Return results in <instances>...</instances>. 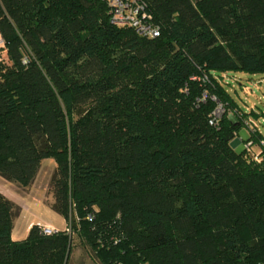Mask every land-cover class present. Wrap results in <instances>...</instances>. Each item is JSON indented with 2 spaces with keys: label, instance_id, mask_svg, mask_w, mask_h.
Instances as JSON below:
<instances>
[{
  "label": "trees",
  "instance_id": "obj_1",
  "mask_svg": "<svg viewBox=\"0 0 264 264\" xmlns=\"http://www.w3.org/2000/svg\"><path fill=\"white\" fill-rule=\"evenodd\" d=\"M140 1L157 34L106 0H0V176L28 185L51 156L69 227L12 238L0 191V264H68L73 232L101 264H264V155L244 145L264 135L234 146L248 111L223 77L264 72V0Z\"/></svg>",
  "mask_w": 264,
  "mask_h": 264
},
{
  "label": "rangeland",
  "instance_id": "obj_2",
  "mask_svg": "<svg viewBox=\"0 0 264 264\" xmlns=\"http://www.w3.org/2000/svg\"><path fill=\"white\" fill-rule=\"evenodd\" d=\"M0 58H6L0 37ZM225 84L242 109L248 111L246 117L249 124H243L238 133L232 138L237 149L242 147V138L250 133V128L256 125L264 135V72H250L246 70H226L223 72ZM224 109L219 103L216 107L217 115ZM241 111V110H239ZM229 116L236 118L235 110L229 109ZM55 162L51 156L40 159L34 178L28 185H22L13 179L0 177L3 183V194L17 204V213L13 216L10 236L23 237L33 222L49 223L56 228H63L66 224L64 215L56 211L50 204V176ZM70 258L68 264H101L88 245L79 240L73 232ZM77 243V244H76Z\"/></svg>",
  "mask_w": 264,
  "mask_h": 264
},
{
  "label": "built area",
  "instance_id": "obj_3",
  "mask_svg": "<svg viewBox=\"0 0 264 264\" xmlns=\"http://www.w3.org/2000/svg\"><path fill=\"white\" fill-rule=\"evenodd\" d=\"M108 4L109 20L113 23L123 24L127 23L143 34L153 35L159 32L158 25L151 20H147L144 12L139 14V10L142 8V2L140 0H106ZM213 116L216 118V109L213 111ZM259 142L264 143V138H260ZM253 139L249 138L244 141L245 155L250 158L261 160L264 155L263 150L256 151L253 149ZM65 228L69 229L68 224H65ZM41 229L44 232H51L56 229L49 223H43Z\"/></svg>",
  "mask_w": 264,
  "mask_h": 264
},
{
  "label": "crops",
  "instance_id": "obj_4",
  "mask_svg": "<svg viewBox=\"0 0 264 264\" xmlns=\"http://www.w3.org/2000/svg\"><path fill=\"white\" fill-rule=\"evenodd\" d=\"M1 177V176H0ZM5 179V178H4ZM3 183L0 182V191L3 193V189H2ZM4 187V186H3Z\"/></svg>",
  "mask_w": 264,
  "mask_h": 264
}]
</instances>
